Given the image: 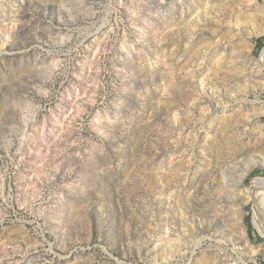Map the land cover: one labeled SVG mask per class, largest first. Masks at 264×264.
<instances>
[{
	"label": "rangeland",
	"instance_id": "374dc122",
	"mask_svg": "<svg viewBox=\"0 0 264 264\" xmlns=\"http://www.w3.org/2000/svg\"><path fill=\"white\" fill-rule=\"evenodd\" d=\"M263 198L264 0H0V264H264Z\"/></svg>",
	"mask_w": 264,
	"mask_h": 264
},
{
	"label": "bare ground",
	"instance_id": "6f19581e",
	"mask_svg": "<svg viewBox=\"0 0 264 264\" xmlns=\"http://www.w3.org/2000/svg\"><path fill=\"white\" fill-rule=\"evenodd\" d=\"M15 3V2H14ZM262 57H263V55H262ZM246 175V174H245ZM244 176V175H243ZM262 190V189H261ZM261 190H259V191H261ZM258 191V192H259ZM259 199V198H258ZM255 200V199H254ZM260 202L262 203V204H264V198L263 199H261L260 200ZM259 211H261L260 209H258ZM263 215V214H262ZM256 224H257V226H258V228L260 229V230H262V232H263V234H264V224H263V222H262V220L260 219V218H258L257 220H256ZM248 246V245H247ZM251 250V253L252 252H254V249L253 248H251L250 249Z\"/></svg>",
	"mask_w": 264,
	"mask_h": 264
},
{
	"label": "water",
	"instance_id": "95a60500",
	"mask_svg": "<svg viewBox=\"0 0 264 264\" xmlns=\"http://www.w3.org/2000/svg\"><path fill=\"white\" fill-rule=\"evenodd\" d=\"M254 195H255V191H253V197H254ZM254 203H255V205H257L256 202H254ZM257 210H258V205H257Z\"/></svg>",
	"mask_w": 264,
	"mask_h": 264
}]
</instances>
